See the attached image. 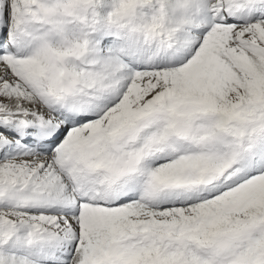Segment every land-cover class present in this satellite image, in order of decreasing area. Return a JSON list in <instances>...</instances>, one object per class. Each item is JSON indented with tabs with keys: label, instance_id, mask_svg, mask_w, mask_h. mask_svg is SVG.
Wrapping results in <instances>:
<instances>
[{
	"label": "snow or ice",
	"instance_id": "obj_1",
	"mask_svg": "<svg viewBox=\"0 0 264 264\" xmlns=\"http://www.w3.org/2000/svg\"><path fill=\"white\" fill-rule=\"evenodd\" d=\"M0 264H264V0H0Z\"/></svg>",
	"mask_w": 264,
	"mask_h": 264
}]
</instances>
